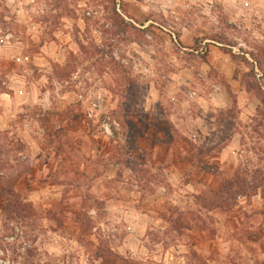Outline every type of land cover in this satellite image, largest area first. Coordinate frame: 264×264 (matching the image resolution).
<instances>
[{"label": "rangeland", "instance_id": "rangeland-1", "mask_svg": "<svg viewBox=\"0 0 264 264\" xmlns=\"http://www.w3.org/2000/svg\"><path fill=\"white\" fill-rule=\"evenodd\" d=\"M215 84L219 106L185 125L195 162L208 167L188 168L185 157L175 187L169 161L147 164L137 137L160 112L182 114V103L200 114L188 92L206 96ZM23 88L32 103L21 110ZM4 108L12 127L0 119V247L11 264H264V0H0L1 115ZM103 112L119 123L101 141L113 146L109 162L132 165L147 195L131 209L149 217L137 226L130 214L93 203L79 212L80 230L60 231L71 241L51 236L41 209L15 189L27 164L16 161L22 143L13 121L76 127L81 118L97 137ZM233 135L237 143L223 153ZM193 173L204 184L184 187ZM59 208L52 215L61 223ZM168 208L172 224L163 222ZM14 226L22 238L6 242Z\"/></svg>", "mask_w": 264, "mask_h": 264}, {"label": "crops", "instance_id": "crops-1", "mask_svg": "<svg viewBox=\"0 0 264 264\" xmlns=\"http://www.w3.org/2000/svg\"><path fill=\"white\" fill-rule=\"evenodd\" d=\"M202 78L206 79V75H202ZM23 84H26V82L23 81ZM19 91V94L23 93V96H21V101L18 104L21 105V110H24L26 108L24 105H27L25 103H30L31 100L25 95L27 88ZM221 92V86L217 84L212 85L206 96L190 90L188 98L198 104L200 114L192 116L190 110L185 108V102L182 103L184 107L182 114L177 115L170 112H164L163 114L162 111L158 118H153L154 122H158L153 127H151V124L141 127L143 137L139 135L136 142L140 147H143L139 149V152L144 148L148 149L151 158L146 163L149 165L152 163H156V165L163 164V160L169 161L166 168L171 185L178 186L176 181H179L178 179L185 172L184 167L186 165H183L185 157L187 164L189 163L188 168L193 166L196 163L195 160H197L194 152L196 141L192 135H186V122L202 118L203 111L210 106H219ZM44 93L45 91L41 94L45 95ZM43 99L44 96H37L40 103ZM144 109L147 117L154 115L152 111L148 112V108ZM6 110V108L2 110L1 120L4 119L3 115L6 114ZM12 116L15 117V114ZM26 120L22 123L13 121L22 143L16 161L27 164V170L17 176L15 189L34 207L41 209L43 218L47 221L48 233L51 236L60 234L59 237L70 240L68 236L62 235L60 231L65 229L80 230L79 212L88 210L91 208L90 204L93 203L100 204L102 211H110L113 207L122 213L130 214L132 224H138L137 226L141 225L139 221L143 217H149L147 211L137 212L135 208L131 209L133 203L139 201L142 195L145 196L146 191L143 187H138L140 182L133 173L132 165L123 166L117 160L113 163L109 162V156L113 154V146L108 143L109 147H106L101 143V141L106 140V135L100 132V135L95 137L89 133L87 124H83L81 118L76 127H70L64 121L58 126L44 124L35 128ZM2 121L3 127H12L10 122ZM167 125L171 126L174 135L169 134L166 128ZM137 127H140V125ZM145 127L147 128L146 132H144ZM93 137L99 141L97 143L93 142ZM140 139L143 140L142 144ZM90 140L91 142H89ZM236 141V137L233 135L229 143L222 149L223 153L234 147ZM200 160H202L201 157L198 158L196 166L207 168L208 166L200 163ZM119 166L124 167V171H121L122 175L118 173ZM110 170L115 173L117 171L114 178H110L111 176L108 175ZM206 175L209 177V175L214 176L216 174ZM203 177L202 173L200 175L193 173L191 174V180L182 185L196 189L197 186L204 184ZM111 185H117L118 190L111 188ZM160 188L163 189L162 186ZM127 203H131V206ZM59 204L58 212L61 214V223H58L52 215L56 211L55 206ZM166 212L163 222L172 224L170 218L172 208H168ZM259 228L258 226L257 229ZM230 229L234 228L230 226ZM233 241L236 240H231V243ZM49 246L55 245L49 243Z\"/></svg>", "mask_w": 264, "mask_h": 264}, {"label": "built area", "instance_id": "built-area-1", "mask_svg": "<svg viewBox=\"0 0 264 264\" xmlns=\"http://www.w3.org/2000/svg\"><path fill=\"white\" fill-rule=\"evenodd\" d=\"M132 21V20H131ZM133 22V21H132ZM144 27V26H141ZM112 55L115 58H118L116 52H113ZM255 75L257 79L261 78L262 74L260 71L255 68ZM101 99L100 94L97 95V102L92 103V107L88 108L85 112V116L89 119H93L95 117V111L98 108V100ZM99 119V127L101 132L107 136H112L115 129H118L119 123L115 120L110 114L103 112L98 116ZM22 238V231L18 226H14V230L12 233L5 237V241L9 243H19ZM29 244L23 243L19 246L21 251H24ZM12 261L10 259V251L8 249H4L0 247V264H11Z\"/></svg>", "mask_w": 264, "mask_h": 264}, {"label": "trees", "instance_id": "trees-1", "mask_svg": "<svg viewBox=\"0 0 264 264\" xmlns=\"http://www.w3.org/2000/svg\"><path fill=\"white\" fill-rule=\"evenodd\" d=\"M227 186H231V183H228V185ZM1 192H6L7 193V195L9 194V192H7L6 190L4 191V190H1ZM7 202H11L12 203V200H9V201H7ZM13 204H15V203H13ZM15 206V205H14Z\"/></svg>", "mask_w": 264, "mask_h": 264}]
</instances>
